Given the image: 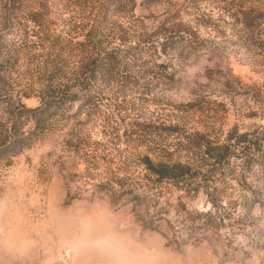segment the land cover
<instances>
[{
	"label": "rangeland",
	"instance_id": "374dc122",
	"mask_svg": "<svg viewBox=\"0 0 264 264\" xmlns=\"http://www.w3.org/2000/svg\"><path fill=\"white\" fill-rule=\"evenodd\" d=\"M54 68L0 162V264H264V0H0V128Z\"/></svg>",
	"mask_w": 264,
	"mask_h": 264
},
{
	"label": "trees",
	"instance_id": "16d2710c",
	"mask_svg": "<svg viewBox=\"0 0 264 264\" xmlns=\"http://www.w3.org/2000/svg\"><path fill=\"white\" fill-rule=\"evenodd\" d=\"M100 67L101 70L105 73L111 71V66L109 63L101 65ZM59 75V71L54 68V70L49 72L47 78L48 81H52L53 83V89L56 92L55 95L51 93L50 95H47L42 98V106L36 109H27L24 105H22L21 107L23 109V113L19 114V118H17V120H15L14 118H12V120H9L7 122L8 124L6 129L0 128V162L4 159H10L20 153L22 149L26 146L27 141L30 139L29 137H22V134H20L17 130L19 129V123L22 119V116L25 115L27 119H35L37 122V126L41 128V123L43 121H46L51 111L56 110L61 105H63L62 103H65H60L61 101H63V98L59 97V95L62 94L61 90L63 84L59 82ZM16 121H18V123H16ZM2 125L3 124H0V126ZM225 147L226 146L223 145L221 148ZM143 164L146 166V169L149 171L150 174L157 177L158 181H170L176 186L181 185L180 187H183L185 183H187L188 180L193 177V174H191V168L182 163L167 165L162 162H159L157 164H154L149 158H145L143 160ZM207 216H209V213L197 214V218ZM197 218L182 219L181 221H179V225L183 224V222H192L195 225V223L197 222ZM203 226L209 227L208 223L206 222ZM189 227L193 228L192 225L188 226V228Z\"/></svg>",
	"mask_w": 264,
	"mask_h": 264
}]
</instances>
